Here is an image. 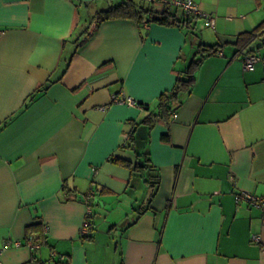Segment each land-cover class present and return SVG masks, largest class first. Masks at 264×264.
Here are the masks:
<instances>
[{
  "label": "crops",
  "instance_id": "crops-1",
  "mask_svg": "<svg viewBox=\"0 0 264 264\" xmlns=\"http://www.w3.org/2000/svg\"><path fill=\"white\" fill-rule=\"evenodd\" d=\"M114 1L0 0V264H264L261 209L236 200L264 198V63L243 62L264 58V34L258 50L235 45L264 13L246 25L239 6L192 0L188 27L115 19L94 31ZM202 44L218 50L196 54ZM202 55L169 119L137 133L160 175L151 197L148 172L110 158L135 163L131 126Z\"/></svg>",
  "mask_w": 264,
  "mask_h": 264
},
{
  "label": "trees",
  "instance_id": "trees-1",
  "mask_svg": "<svg viewBox=\"0 0 264 264\" xmlns=\"http://www.w3.org/2000/svg\"><path fill=\"white\" fill-rule=\"evenodd\" d=\"M192 14H187L180 5L174 4L173 0H118L111 3L107 8L98 12L93 18L92 21L95 22L93 30L95 31L100 25L105 21H112L115 19L120 20H132L137 25H151L152 23H157L160 25L167 26H183L188 27L191 26L193 20L191 19ZM262 27L264 28V22L260 24L256 29L252 31H248L237 36V41L235 45H239L240 48H244L248 44H250L257 35L264 34L262 31ZM92 30V31H93ZM93 31V32H94ZM89 33V28H85L82 31V36L87 35L82 41L79 42V45L86 44L89 40L92 39L94 33ZM260 34V35H261ZM217 45H208L202 44L198 47L196 54H201V51L210 52L209 55H213V53L217 52ZM206 55H202V58L193 59L190 63V67L184 71V75L179 77L177 85L169 91L167 94L163 93L159 98V104L157 106L156 113L152 112L147 117L142 120L140 123H135L131 126V130L128 133L127 141L125 143V147L130 150L133 154L136 155V161L134 164L130 163L126 159H121L120 157L114 155L110 158V161L114 164L125 166L129 168L133 175L141 174L142 171L148 172V175L151 183V187L154 189L151 192V197L156 194V190L160 183V175H158V170L156 167L150 162L149 151L147 150V146L149 143L148 133L153 128V125L156 122V117L164 118L167 121L170 117V113L172 112V104L174 102L179 103L180 95L183 93H187L191 91V88L195 85L196 78L193 76V70L196 66H199L200 62ZM47 86V85H46ZM44 91L46 87L43 88ZM41 88H38L36 91L39 93ZM35 92V93H36ZM35 95L30 96L31 101L35 99ZM141 127H147L148 133L147 138L143 142V140H139L137 138V133ZM142 212H139L141 214ZM39 223H33L29 226V230H40ZM24 264H46L45 261H41L35 255L32 257L31 261ZM69 264V263H68Z\"/></svg>",
  "mask_w": 264,
  "mask_h": 264
},
{
  "label": "built area",
  "instance_id": "built-area-1",
  "mask_svg": "<svg viewBox=\"0 0 264 264\" xmlns=\"http://www.w3.org/2000/svg\"><path fill=\"white\" fill-rule=\"evenodd\" d=\"M174 4L180 5L183 10L187 13V14H192L195 16H199L200 11L198 10V7L196 6V4H194L192 2V0H173ZM244 69L246 71H251L254 70L255 65L257 63H264V58H259L255 53H247L244 56ZM128 104L135 105L136 103L131 99L127 101ZM173 118H177V115H173ZM236 200L239 202L240 200H247L249 201L253 206H258L261 209L262 212V216L261 218H263V224H264V198H255L253 196H251L248 193H238L236 194ZM90 210L87 212V219L85 220V223L83 224V229H82V234L83 235H89L90 234V224H89V215H90ZM260 240V236H254L253 237V241L255 242H259ZM19 244V243H18Z\"/></svg>",
  "mask_w": 264,
  "mask_h": 264
},
{
  "label": "rangeland",
  "instance_id": "rangeland-1",
  "mask_svg": "<svg viewBox=\"0 0 264 264\" xmlns=\"http://www.w3.org/2000/svg\"><path fill=\"white\" fill-rule=\"evenodd\" d=\"M223 1L231 4L234 8L236 6H239V8L241 10L240 14L247 16V20L245 22L246 25H248V23L251 20L255 21V18L260 16V12L264 13V0H223ZM250 16H251V18H248ZM202 24H203V20L201 19L199 22V27L202 26ZM199 30L212 31V29H204V28H202V29L199 28ZM78 37H79V35L76 38H78ZM257 45H259V42L255 40L252 43H250V45L247 48L255 50V49H257Z\"/></svg>",
  "mask_w": 264,
  "mask_h": 264
},
{
  "label": "water",
  "instance_id": "water-1",
  "mask_svg": "<svg viewBox=\"0 0 264 264\" xmlns=\"http://www.w3.org/2000/svg\"><path fill=\"white\" fill-rule=\"evenodd\" d=\"M138 105H140V106H144V104H138Z\"/></svg>",
  "mask_w": 264,
  "mask_h": 264
}]
</instances>
